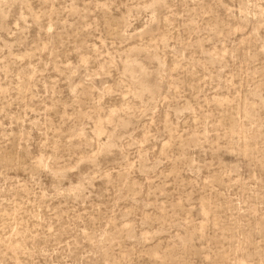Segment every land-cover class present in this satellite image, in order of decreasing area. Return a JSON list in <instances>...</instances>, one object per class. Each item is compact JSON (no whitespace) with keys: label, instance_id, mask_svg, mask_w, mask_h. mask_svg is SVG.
<instances>
[{"label":"rangeland","instance_id":"1","mask_svg":"<svg viewBox=\"0 0 264 264\" xmlns=\"http://www.w3.org/2000/svg\"><path fill=\"white\" fill-rule=\"evenodd\" d=\"M0 264H264V0H0Z\"/></svg>","mask_w":264,"mask_h":264}]
</instances>
